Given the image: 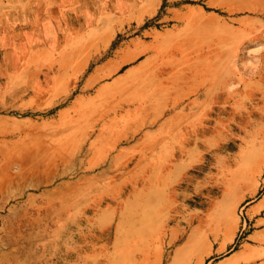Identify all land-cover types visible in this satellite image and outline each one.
Returning a JSON list of instances; mask_svg holds the SVG:
<instances>
[{"label": "rangeland", "instance_id": "1", "mask_svg": "<svg viewBox=\"0 0 264 264\" xmlns=\"http://www.w3.org/2000/svg\"><path fill=\"white\" fill-rule=\"evenodd\" d=\"M262 193L264 0H0V264H210Z\"/></svg>", "mask_w": 264, "mask_h": 264}, {"label": "crops", "instance_id": "2", "mask_svg": "<svg viewBox=\"0 0 264 264\" xmlns=\"http://www.w3.org/2000/svg\"><path fill=\"white\" fill-rule=\"evenodd\" d=\"M253 210L252 231L226 256L221 254L227 251L228 243H220L215 250L218 256H214L210 264H264V193L254 203ZM215 252L212 246L211 253Z\"/></svg>", "mask_w": 264, "mask_h": 264}, {"label": "bare ground", "instance_id": "3", "mask_svg": "<svg viewBox=\"0 0 264 264\" xmlns=\"http://www.w3.org/2000/svg\"><path fill=\"white\" fill-rule=\"evenodd\" d=\"M102 35H103V33H102ZM139 54H135V55H130V56H126L123 60H122V62L121 63H124V62H128V61H131V60H133L134 58H136L137 56H138ZM103 56V55H102ZM144 56V55H143ZM93 59H94V57H93ZM91 60V59H90ZM140 65V64H139ZM132 71V70H131ZM97 73V70L95 71V73L93 74V75H91L90 77H88L87 78V80H86V83H85V85L86 86H88V83H89V81L94 77V75ZM129 73V72H128ZM152 75V74H151ZM157 75V74H156ZM143 76V75H142ZM145 76H147V75H145ZM154 80V79H153ZM76 81V80H75ZM145 81V80H144ZM143 81V82H144ZM142 82V81H141ZM76 83V82H75ZM138 83V82H137ZM142 84V83H141ZM144 84V83H143ZM144 91V90H143ZM131 92V91H130ZM139 93V92H138ZM131 94V93H130ZM133 94V93H132ZM131 98V97H130ZM128 99V98H127ZM121 101V100H120ZM126 102V101H125ZM143 103V102H142ZM118 105V104H117ZM116 109V108H115ZM227 225H228V221H227V219L224 217L223 219H222V226L223 227H227Z\"/></svg>", "mask_w": 264, "mask_h": 264}, {"label": "trees", "instance_id": "4", "mask_svg": "<svg viewBox=\"0 0 264 264\" xmlns=\"http://www.w3.org/2000/svg\"><path fill=\"white\" fill-rule=\"evenodd\" d=\"M163 6V5H162Z\"/></svg>", "mask_w": 264, "mask_h": 264}]
</instances>
